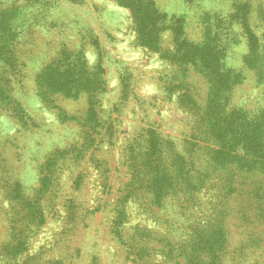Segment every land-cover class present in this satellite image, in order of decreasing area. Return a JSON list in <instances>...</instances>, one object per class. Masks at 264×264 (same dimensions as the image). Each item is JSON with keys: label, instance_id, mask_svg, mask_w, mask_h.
I'll return each mask as SVG.
<instances>
[{"label": "rangeland", "instance_id": "374dc122", "mask_svg": "<svg viewBox=\"0 0 264 264\" xmlns=\"http://www.w3.org/2000/svg\"><path fill=\"white\" fill-rule=\"evenodd\" d=\"M238 5L250 9L245 21ZM142 17L153 21L148 38ZM246 21L263 53L264 0H0V264H177L207 219L199 203L225 218L220 264H264V169L247 174L242 147L227 168L210 169L207 192L189 208L173 195L152 205V188L132 184L140 163L152 165V141L140 144L150 133L160 136L157 162L181 175L196 170V149L202 160L214 147L199 139L198 109L184 96L206 106L210 83L194 68L201 53L211 50L229 73L225 109L259 118L264 139V62L252 59ZM58 76L72 97L42 84ZM51 156L57 169L44 191ZM16 181L27 202L40 201L42 223L14 206ZM18 239L27 249L9 263ZM137 241L147 242L141 263Z\"/></svg>", "mask_w": 264, "mask_h": 264}, {"label": "trees", "instance_id": "16d2710c", "mask_svg": "<svg viewBox=\"0 0 264 264\" xmlns=\"http://www.w3.org/2000/svg\"><path fill=\"white\" fill-rule=\"evenodd\" d=\"M122 5H125V3H122ZM241 6L244 5H238V7L240 8V11L245 14V16L242 17V21H245L250 16V9L248 7ZM149 16L151 15H148V17ZM140 19L145 18L142 17ZM150 22H152L153 25V21L151 19H145V27H143L147 38L149 37L147 33L149 30L146 31V27L150 25ZM245 26V33L251 46L250 53L253 57L252 59L256 60L259 58V61L262 60V62H264V52H257L259 49V43L258 36L255 34V30L252 28L249 21H246ZM148 44L155 46L154 41L149 40ZM201 52L204 51L200 50V53ZM201 55L204 59L202 63L203 65L200 67L194 66V68L198 73L204 76L207 82L210 83L206 106L201 111L198 106L199 101L197 98V100L195 99V96L192 92H186L184 93V96L190 99L193 109H198L197 114L201 118L199 120V128L203 130V134H201L202 136L199 137V139L202 141L206 139L208 143L211 142L212 145L214 144V147L204 146L205 153L203 154H206V156L202 160L198 158L195 159L196 155L200 156L202 154L201 152L198 153L200 148L196 149L197 152L191 161V164H195L197 161L198 164L196 163V170L195 168H187L181 175V173H173L171 167L166 166L165 164L161 166L162 157L160 158V161L157 162L159 157L156 156V152H158L160 149L158 144V139L160 136L158 133H150L146 139H143L142 142H140L142 147L149 145V142L152 141L151 150H148V153L146 150V157L148 159L151 158L152 165L149 169H146V166L143 163H140L143 168L136 171V174L138 175L136 176L139 178L134 181L132 180V184H135L136 188L140 190H143L144 188H152V192L154 193L152 194V197L149 201L152 205L161 206L167 196L169 197V195H173L178 198V201L181 202L182 200L184 203H186V207H191L192 204L189 203V201L199 199L200 193L204 194L207 192H204L203 190L205 187L207 188V185L210 182L208 179L210 169L215 170L227 168L230 165L231 157L234 155V151L238 146L242 147L243 150H246L248 153L245 155V161L249 160L252 163L243 165L244 168H247L245 169L246 173L249 171H260L261 169H264V139L263 136L257 131V126H259V118L256 117V120L254 117L247 118V114L245 113L244 115V113L239 110L225 109V101L223 99H225L226 94L230 92V86L227 85V81L224 77L227 75L229 76V73L228 71L227 73L224 72L223 68H221V64L215 60L217 56H215V53H212L211 50L208 53L205 52V54L201 53ZM261 66L262 70L264 71V64H261ZM59 77L60 76L52 80L45 79V81H42V84L46 85L51 91H57L66 97H72V95L66 93L67 90L72 88V85H70V82L67 80L63 82ZM90 82L91 80L88 79L86 83H82V86L90 88ZM72 84L77 88L79 87L80 91H85L80 87V83L72 82ZM64 89H66L65 93ZM94 112L95 110L93 113ZM143 154L145 155V153ZM53 158H55V156H51L48 159L47 165L44 169V175L41 179L40 185L44 191H47L50 188L52 178L55 176L52 174L54 171L53 169H57L55 166L56 160ZM211 161L215 164L211 163ZM199 162L202 163L199 164ZM145 163L148 165L147 159ZM53 165L55 167H53ZM141 165L138 164L137 166L141 167ZM247 176L248 175L245 177L246 179L248 178ZM13 186L15 187L12 189V191H10V196L15 201L14 206H16L18 203V205H20L22 209L26 211V216H29L31 221L34 222L39 220V224L42 223L44 221L42 217L41 219L38 218V213H42L39 211L40 205L38 207V204H36L40 201L37 199L34 203L30 201L27 202L26 199H24L23 192L19 190V183L16 181ZM179 192H182L181 196L179 195ZM132 193L133 192L128 191L127 196L131 195ZM144 195H146V193H144L142 197L140 196V198L144 199ZM214 204V207H217L216 205H218L219 202ZM203 206V203H199V207L204 210L205 213L203 215L207 219L201 221L199 226L192 231L194 236L191 235L189 242H186L185 245L181 246L179 253L185 257V259L184 261L178 262L177 264H220L222 251L226 248V243L224 241L227 239L224 223L225 218H220L217 216L216 211H211L210 209H207V207L204 208ZM125 218L126 214L122 213L121 218L118 219L116 223L117 230L115 232H117L118 236L121 235V227ZM25 242V240L19 241L18 239L12 246V251H7V254L9 255V263H11V261L17 257V254L27 249ZM141 243L144 244L141 247H138V241L137 244L132 243L131 245V249L135 250L134 256L138 261H140V263L143 262L145 255L148 254V249L146 246L147 242L142 241ZM175 244L178 245L179 242L175 241ZM4 254L5 253L0 250V256L3 257L2 255ZM153 258H155V256Z\"/></svg>", "mask_w": 264, "mask_h": 264}]
</instances>
